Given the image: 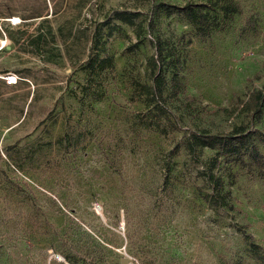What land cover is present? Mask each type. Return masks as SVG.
Here are the masks:
<instances>
[{
	"label": "rangeland",
	"instance_id": "374dc122",
	"mask_svg": "<svg viewBox=\"0 0 264 264\" xmlns=\"http://www.w3.org/2000/svg\"><path fill=\"white\" fill-rule=\"evenodd\" d=\"M260 89L264 0H0V264H264V159L185 148L248 123L264 155L238 106Z\"/></svg>",
	"mask_w": 264,
	"mask_h": 264
},
{
	"label": "trees",
	"instance_id": "16d2710c",
	"mask_svg": "<svg viewBox=\"0 0 264 264\" xmlns=\"http://www.w3.org/2000/svg\"><path fill=\"white\" fill-rule=\"evenodd\" d=\"M162 5L163 3H159ZM200 6V5H199ZM191 4L185 5L183 7H178L179 11H187L189 14V19L191 22L198 24L204 20L205 15L202 13V9L198 10V14L194 9H191ZM138 16V13H131L128 11L116 12L114 18L126 23L130 26L136 27L137 23L135 18ZM119 29L118 25H113L110 27L108 36H112L114 32ZM142 31L141 26H137L138 35ZM25 33L22 34L24 36ZM98 37V34H96ZM98 39V38H97ZM96 39V40H97ZM99 40V39H98ZM155 46L157 49V57L153 56L150 59L149 66L151 70L157 74L155 82L156 85L154 89H151L148 85H143L144 89L150 90L152 94H154V98L159 100H164V91L165 84L168 83L167 76L164 74L163 65H168V60L166 59L165 52V41L158 37L155 40ZM108 62L112 64V59L104 58L100 59L99 55H93L89 58L87 66L90 69L96 68H104V64ZM177 77H173L171 79V83L173 85H179ZM192 100L189 97L188 102ZM240 104V112L246 113L250 116L252 122H259L264 115V89L255 90L251 92L248 96V99L242 100L238 99ZM219 112H230L228 108H219L214 111V113ZM257 133L256 130L250 128L248 123H241L233 127V129L227 135L216 134L213 135L209 133L206 129L202 130L200 133L193 132L191 133L185 141V148L187 151L193 155H196L199 150L204 148L216 149L221 148V151L218 154H227V155H235V154H249L252 159L258 161L260 159H264V155H262L258 149V147L254 143V136ZM262 140L264 142V135H262ZM219 159L215 156L211 161L210 172L207 174V177L210 181L213 182L215 193L214 194H205V201L209 202L214 206H228L229 199L231 197V193H224V180L222 177H217L213 170L218 166ZM248 236V235H247Z\"/></svg>",
	"mask_w": 264,
	"mask_h": 264
},
{
	"label": "built area",
	"instance_id": "2783aa9c",
	"mask_svg": "<svg viewBox=\"0 0 264 264\" xmlns=\"http://www.w3.org/2000/svg\"><path fill=\"white\" fill-rule=\"evenodd\" d=\"M12 23L15 24L16 22H14V20H13Z\"/></svg>",
	"mask_w": 264,
	"mask_h": 264
}]
</instances>
